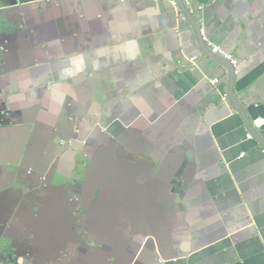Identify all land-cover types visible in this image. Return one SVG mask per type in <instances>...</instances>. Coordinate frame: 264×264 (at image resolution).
<instances>
[{"label":"crops","instance_id":"1","mask_svg":"<svg viewBox=\"0 0 264 264\" xmlns=\"http://www.w3.org/2000/svg\"><path fill=\"white\" fill-rule=\"evenodd\" d=\"M169 4L0 0V264H264V0Z\"/></svg>","mask_w":264,"mask_h":264},{"label":"built area","instance_id":"2","mask_svg":"<svg viewBox=\"0 0 264 264\" xmlns=\"http://www.w3.org/2000/svg\"><path fill=\"white\" fill-rule=\"evenodd\" d=\"M170 2L173 3L174 6H177V3L175 2V0H168ZM183 3L185 4V6L188 8L190 6V0H182ZM199 10H203V7H200ZM200 30H199V33H200V36L203 40V42L211 49L212 53L217 55V56H220L222 57L223 59L231 62L234 66H237L238 65V60L237 58H235V56H233L232 54L224 51L220 46L214 44L210 37H208L207 33H206V25L204 23H201L200 24ZM196 62V58H193L190 60V63L192 64H195ZM213 83H216V80H213L212 81ZM224 99L226 100L227 99V95L224 94L223 95ZM254 125L257 127V128H262L264 127V119L263 118H257L254 120ZM249 137H251L250 134H248Z\"/></svg>","mask_w":264,"mask_h":264},{"label":"water","instance_id":"3","mask_svg":"<svg viewBox=\"0 0 264 264\" xmlns=\"http://www.w3.org/2000/svg\"><path fill=\"white\" fill-rule=\"evenodd\" d=\"M170 2V1H169ZM175 2L177 3V6H174L173 5V3L172 2H170L171 4H169L170 5V8H169V10H170V12H172V15H179V16H181L182 17V15H181V13H180V11H178L177 10V8L176 7H180V9H182V12H184V13H188V11H186L187 10V8H186V6H185V4L183 3V1L182 0H175ZM173 5V6H172ZM200 30V27H198V31ZM202 39V38H201ZM212 52V51H211ZM213 55H215V54H213ZM215 56H217V55H215ZM218 57H220V56H218ZM221 59H223L222 57H220ZM191 59H193V58H189L186 62L187 63H190V60ZM224 61H226L227 63H229L230 65H231V67H230V69H231V72L233 73V74H235L236 73V70L235 69H237L238 68V66H239V64L237 65V66H234L231 62H229V61H227V60H225V59H223ZM238 60V59H237ZM239 61V60H238ZM187 63H184V64H186L185 65V67H192V65L193 64H188L187 65ZM183 64V65H184ZM228 67V66H227ZM233 69V70H232ZM213 80H216V79H211L209 82L212 84V86H214V85H216V83H217V80H216V83H213L212 81ZM264 127H262V129H263ZM106 130H107V128H106ZM241 156L239 155V158H240ZM15 264H43V263H35V262H32L31 260L29 261V262H25V263H15Z\"/></svg>","mask_w":264,"mask_h":264},{"label":"flooded vegetation","instance_id":"4","mask_svg":"<svg viewBox=\"0 0 264 264\" xmlns=\"http://www.w3.org/2000/svg\"><path fill=\"white\" fill-rule=\"evenodd\" d=\"M96 123V124H95ZM93 124H95L96 126H98L99 125V122H93ZM104 126V125H103ZM98 128L101 130V131H105L104 130V128H102L101 126H98ZM161 262H162V260H161Z\"/></svg>","mask_w":264,"mask_h":264}]
</instances>
